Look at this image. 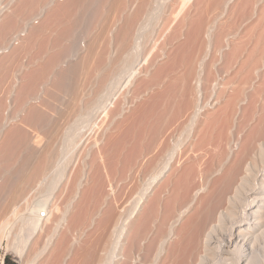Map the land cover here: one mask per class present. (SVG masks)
Masks as SVG:
<instances>
[{"label":"bare ground","instance_id":"1","mask_svg":"<svg viewBox=\"0 0 264 264\" xmlns=\"http://www.w3.org/2000/svg\"><path fill=\"white\" fill-rule=\"evenodd\" d=\"M140 1L137 11L134 13H125L124 20L117 27H115V23L106 24L104 29L100 32L101 37H99L97 33L93 34L87 45L76 52V54H78V59H76L74 63L71 61L67 68V65L64 69L61 67V70H59L56 75L57 78L55 81L60 89L57 88V90H55V88L54 92L51 91L50 93L54 95L57 92L59 93V91L60 94L61 91L62 94L63 91L67 92L69 97H67V101L63 106L60 105V107L58 105V109L52 108L56 107L59 100V98H57V103L54 102V100H56L55 95L53 96L55 99H52L55 103H53V105L55 106L50 104L52 102L43 103L40 101L42 102L40 105H35L32 102L30 103L32 100H27L25 96H27V94L29 96L30 93H32L33 87L35 86L34 82L31 83L26 90L27 92L24 94L23 99L26 100L17 99L21 101L19 103L21 106L19 107L20 109L18 110L17 116L20 114L19 111L21 112L23 110L25 112L24 114L21 112L22 115L20 114L22 117L20 125H13L10 131H8L9 133L7 132L8 136L5 135L6 139L3 141V145L1 144L0 156L8 157V159L5 160L7 165L19 162L18 171L21 176L18 175L19 178L17 183L15 182L14 184L13 182H9L13 183V185H8V179L7 176H5L7 181L0 184V197L3 194L11 192V202H8V205L11 207H13V202L15 200L25 197V193L29 191L35 183L37 184L42 177L48 174L49 170L59 166V164L55 165L56 160H58L60 156L58 155L60 149L57 147L59 146V138H66L68 141L67 143L69 144L70 142L71 145H73L72 142H75L74 138L76 139V136H78L80 128L82 127L81 129H83V126L80 127V124L82 125L85 123L87 133L92 131L91 133L93 134L90 136L92 138L91 140L89 138L86 139L90 140V142L88 141L89 145L86 143V145H84L86 147L88 146L87 149H84L87 151V159L85 158L84 161V157H81L83 166L80 164L82 166H79L80 172L77 169V174L80 173L78 178L80 179V177L83 176L81 174L86 173V176L89 177L88 180H96V178L94 179L91 177H97L95 172H99V165H103L106 160H116L117 163L116 161H112L113 163L110 162L112 163L111 168L109 167V162L106 161L107 164L103 166H108L109 164V168H104L114 170L112 167H116L119 164L120 177L118 179L125 182V180L129 178L130 181L131 177H128L131 175L130 172H140L137 165L140 167L148 159L146 163H149L150 169H146L145 166H143L147 171L149 170L150 175L148 174L147 176L145 170H142L143 172L141 171L143 173L142 177L146 174L145 176L149 178L146 180L144 179V190L140 193V198L137 197V204H141V206L144 205V208L141 207L142 212L140 208L139 213L141 212V214L137 213L138 218H133L135 220L131 218L132 221L128 222L126 221L128 218L126 214L128 212L127 207L130 208L131 206H126V209L123 208V210L127 211L126 213L123 212L122 208H115L113 204V206L111 205V209L109 207L110 204L105 203L107 194L102 195L98 201L94 199L95 202L97 201L98 205L96 204V206H94L95 209L90 210V214H88L89 212L85 208V212H87L89 216L82 215L85 214V212L80 213L79 209L71 214L73 211L72 208L68 207L60 211L57 205H53L52 208L48 209L47 217L41 219L38 217V209L33 207L31 209L32 215L30 218L32 233L30 232L28 239L31 238L35 230H37V234H39L37 235L35 233L33 237L35 239H33L34 243H37L38 240L43 237L42 233L45 235L43 241L46 236L57 234L56 236L59 237V239H57L59 241H57L58 248L62 258L61 264H264V91L259 88L253 89V92L249 95L250 101L248 102V106L244 108V113L248 114L238 120L234 118V115L237 113V110L240 109L238 100L243 92L240 91L237 97L225 99L223 109L220 112V116L224 117L222 119L223 124L221 121L220 123L222 124L221 126L227 129L226 136L225 134L217 135L218 137L215 135L213 138H220V140L221 137L219 136H224L223 140H221L222 143L219 140L220 144L217 145L218 143H215L216 146H213L214 141L211 140L213 144H211L209 148L205 147L207 146L205 144L207 140L213 139L209 138V131L214 128H212L214 123H219L218 119L221 120V118H217L218 116L216 118L212 117L208 112H204L205 110L200 109L202 104L200 103L199 88L196 83L199 81L202 73L205 72L204 65L206 59H208L207 57L213 51L215 53L217 51L220 52L222 49L220 45L222 42L220 41L229 43L233 40L232 38L236 32L234 35V32L230 31V29L222 30L221 34L218 32L219 41L216 40V37L215 44L213 43V45L212 41H214V37L212 39L211 36H209L210 32L203 30V28L196 29L195 32L197 33L194 35H190V33L182 37L184 24L180 23L179 26L174 28L173 31L171 30V33L169 32L170 34L165 35L159 42H157V38L147 41V47L155 51H153L154 53L152 52V55L150 54L151 58L149 57V59L146 60V64L140 65L141 62L138 59L139 53L137 52L139 41L134 37L137 31L136 26H138V17L143 11L145 12V9H147L149 5H158L159 0ZM209 1L206 0L207 3ZM219 1L222 3L224 2V5L227 6L232 0ZM261 1L264 2V0H237V2L233 3V13L236 14L235 18L236 21L238 20V24L248 19L250 17V11L252 10L251 7L254 9ZM56 2L57 0H10L8 4L6 3L7 5L3 7H1V5L0 46H2V48H0V55L3 52H7V50L4 49L16 48L19 42L24 40V37L29 33L30 28H33L35 25L36 29L33 30L32 34L29 33L31 35H29L30 38L27 39V44H25L26 47L37 40L39 35L40 38L43 32L47 33L50 28H52V31L53 28L56 30L58 28L59 34H56V30H54L56 32L53 31L54 34L57 35L54 40L56 41V43H54V45L56 44V47H54L55 51L51 54L49 52H51L52 49H48L50 50L48 52L49 58L46 56L47 60H45L44 66L40 72L41 77L50 75L49 73L54 71L55 67L63 62H61L62 59L64 60L65 58L66 60L67 53L71 54V52L76 49L73 41L75 40V34L78 33L77 30H79V25L86 20V16L89 13H95V17L101 18V10H98L100 6L103 10L107 8L108 12L112 14L124 12L123 0H65L67 4L61 9L54 7ZM189 2H191V0H179L178 5L180 8L178 9V14L187 7ZM202 3L203 5L206 4L204 2H201V4ZM98 4L100 5L98 6ZM196 5L198 6V4ZM196 5L194 8H197ZM52 8L58 9L52 11ZM48 10L52 11L51 15L47 13L48 16L50 15L49 19L47 21H45L46 19L41 21L42 17L39 18V16H43L42 13L45 14ZM185 10V14L189 15L190 9H188V11L186 10L187 12ZM258 10H261V14L264 13V4ZM34 11L36 13L33 14L34 16L30 17ZM228 11L230 12V10ZM183 16L185 15L183 14ZM44 17L46 18L47 16L44 15ZM185 17L183 18L186 20ZM39 20L43 25L39 23ZM185 20H182V23L185 22ZM234 20L233 22H235ZM38 23L42 26L37 28ZM84 23H86V21ZM20 24H22V26H20ZM232 25L233 24H231V26ZM19 26L21 28L18 30L17 28ZM197 26H201V24ZM229 28L231 27L229 26ZM15 30H17V32ZM111 30L114 31V35L106 39L105 36L109 35ZM13 31H15V34L12 35ZM7 38H9L8 42H6ZM14 40H17V44L15 45L12 44ZM242 40L244 43V39ZM5 42L7 43V46L5 45L6 47L2 45ZM231 42L233 43V41ZM241 42H237L238 45ZM229 46L231 45L229 44ZM24 48L22 45V49ZM150 49H148V51ZM239 49L240 48H238L237 51L234 49V51H236L235 53L239 52ZM17 51H20V48ZM22 52H24V50ZM229 52H231V50ZM4 53L3 55L5 57L6 55ZM15 53L16 52H14V54ZM235 53L232 52V55H235ZM16 56L18 57V55ZM6 58L1 62L0 66V88L6 84L8 79L7 70L4 71V69H2V63L5 67L4 63L7 64V61H10V59L6 60ZM214 62L216 61L210 62L212 66ZM262 63H264V43L263 45L260 43L257 56L254 63L251 65L252 70L258 71ZM230 64L229 61V65ZM11 65L12 64H8V66ZM138 66L139 68L137 69ZM173 70L179 71V76L177 78L175 77V79L169 77L170 72ZM210 74L212 73L210 72ZM176 86H178L177 89L179 91L188 94L186 99H180V101L175 99L173 92ZM121 88L124 99H117L112 102L113 93L116 94ZM50 89L52 90V88ZM115 89H117V92ZM1 90L4 91L5 89ZM8 92L9 90L6 95H9L11 90L9 94ZM148 94H151L152 96L150 97L152 98L159 97L157 103L161 108H164L163 110L166 111L170 110V112L175 111L183 118L186 125L185 128H188L189 133L191 130L193 131V138L191 141L190 138L188 140L186 138L188 142L190 141L187 146L185 145L187 148L184 146L186 149L176 157L175 153L179 152L177 151L179 143L174 142L171 144L170 141V144H167L168 140H166V143L163 144L162 140L167 138H164L165 134H167V130H165V132L163 131L165 134L162 138V130L156 131L155 129L154 123L158 118H154V111L160 107L157 105V108L152 106L155 105L154 103L156 101L151 105L153 110L155 107L154 111L150 106L148 109L145 108L147 107L146 104L149 103L148 98V103L146 102L145 107H142L145 102H141L143 103L141 106L137 105L139 109L136 107L137 109L134 108L135 111H131V114L130 112L129 114L127 113L128 115L125 114V108L127 107L125 103L126 99L130 100L129 98H131L133 100L135 97H146ZM3 95L5 94L3 93ZM6 95L5 97L7 98L8 96ZM111 95L113 96L110 98ZM128 96L129 98H127ZM28 98L31 99V96ZM64 98H62V100H65ZM160 98L163 100H160ZM259 98L262 100V114L256 118L255 114H257L256 108ZM1 99L4 100L3 98H0V100ZM106 100H108L107 104L105 103ZM5 102L6 101H4V103ZM0 104L2 106L4 105L3 102ZM10 104L11 102L9 105ZM148 105H150V103ZM16 106L18 107V104ZM5 107L8 108V105ZM150 108L153 113L151 110L149 112ZM146 111L148 112L146 113ZM6 114L8 117V113H4V116ZM122 114H125L126 117L121 118ZM11 116L12 115H10V118ZM5 117H3L2 120L0 119V132L4 127L8 126H5L8 123L6 120V122L4 121V119L7 118ZM98 118L99 120L97 121ZM174 119H177V117L173 118L172 124L175 123ZM162 120L163 117L159 122L165 125L167 119H165L166 121L163 120L164 122H162ZM159 122L156 123L160 125ZM171 122L172 121H168L167 123ZM177 125L180 127L182 126L180 123ZM28 126L39 127V130H41L42 127L45 128L44 131H48L46 139L44 137L45 141L42 140L43 137L37 135L38 132L40 134L41 131H37V134L33 132V134L30 135L24 132L25 129L23 130V127L27 129ZM164 127L165 126H163V128ZM210 127L212 128L211 130ZM232 127H237L240 131H231ZM37 128L35 129L37 130ZM29 129L32 130V128ZM171 131L169 130V133ZM44 133L41 134L44 135ZM60 141V143H62V139ZM146 141H149V143L153 145L152 149L149 151L150 156L148 157L141 154L143 144L147 146L144 143ZM173 141H175V139H173ZM159 143L160 145H158ZM56 144L58 145L56 146ZM70 147L73 148V146ZM78 147L80 148L81 146L79 145ZM64 150H66V148ZM79 150H81V148ZM84 150L80 152L83 153ZM21 153L25 155L23 156L24 158L21 156ZM19 154L23 159L21 158V160H19ZM145 157L147 158L145 159ZM5 161L3 162L5 163ZM84 167H88L92 172L95 171L94 174H92L95 176H91L90 173L92 172L89 173L90 176L89 174L87 175V172L90 171L88 168V171L86 170L87 172H81ZM104 168L101 167L99 170ZM112 170L110 172V177H112L111 175L116 177V169L114 170V174H111L114 172ZM108 172L105 170V174ZM77 174L75 176H77ZM11 175L14 176L12 172ZM11 175L8 176L11 178ZM119 175L117 174V177ZM125 176H127L126 179L122 178ZM142 177L140 178L142 179ZM76 178L77 177H75V179ZM84 178L85 174L83 179ZM76 180L74 183L77 184ZM133 180L132 178V181ZM129 181L127 180L126 182L129 183ZM135 181L136 180L132 183L134 184ZM142 181L143 179L141 182ZM79 182L81 181H78V185L80 184ZM115 183H119V180H115ZM154 183L156 184L154 185ZM76 184H74V188L77 190ZM139 184L141 183L139 182ZM139 184L136 183V185ZM152 184L159 188L157 187V192L154 190V193L152 192L153 195H150L149 185ZM101 186L96 187L100 188ZM116 188L117 187L114 189ZM129 188L131 187L128 186V189ZM135 188L134 191L138 192L136 191L138 189ZM90 190L91 188L88 191ZM85 191L83 197L87 195V191ZM117 193L120 196L121 193L119 191ZM75 194H77V192ZM92 195L95 196V194ZM127 195L120 199L125 198L123 201H127ZM147 195L153 197H149L148 199L146 198ZM131 196H133V194ZM168 196H170V198L166 200L165 197ZM86 197H88V195ZM115 197L117 196L115 195ZM80 198L82 200V196ZM164 199L167 202L165 205L162 203L165 201ZM81 200L80 202H83ZM3 202L4 201H2V204ZM104 203L106 207L103 208L105 209L108 207L107 209H109V211L103 214L101 218L102 213L100 214V210H102L101 207ZM6 204L3 206L4 209L8 206ZM107 204L109 205L107 206ZM83 206L86 205L84 204ZM138 206L140 207V205ZM72 207L75 208V205ZM9 208L6 209V211L10 210ZM45 208L47 209V207ZM83 209L84 207L82 210ZM11 211L12 214L15 215V210L11 209ZM91 211L93 212L91 213ZM54 213L56 222L55 224L53 222V232L50 226L48 229H50L49 231L52 233L46 231L48 233L46 234L44 226ZM9 214L11 215L10 212ZM6 216H4L3 219L1 218L0 221V251L2 248V241L9 238L10 227L12 225L11 216L10 218ZM123 217L127 218L122 220ZM68 220L70 221L68 222ZM73 228H76L79 233L77 231L78 234H75L76 230L74 229V231ZM90 228L91 230H89ZM88 230L89 235L87 236ZM83 233L86 237H83ZM68 235L70 237H68ZM83 238H85V240Z\"/></svg>","mask_w":264,"mask_h":264},{"label":"rangeland","instance_id":"2","mask_svg":"<svg viewBox=\"0 0 264 264\" xmlns=\"http://www.w3.org/2000/svg\"><path fill=\"white\" fill-rule=\"evenodd\" d=\"M9 1L10 0H0V6L2 5L1 7H3L4 5H7L9 3ZM139 1L140 0H123V6H124V12L123 13L112 14V13L108 12L107 8L105 10L101 9V6L98 7L100 9L97 8L98 10H101L100 11L102 13V17L101 18L95 17V13H89L86 16V20H84L83 23L81 25H79V28H78L79 30H77L78 33L75 34V40H73V41H74L76 49H74L73 52H71V54L67 53L66 60H65V58H64V60L62 59L61 62L62 61L63 62L62 63L60 62L61 64L57 65L55 67L54 71L49 73L50 75H44L43 77H41L40 72H41V69L44 66L45 60H47L46 56H47V58H49L48 57L49 53L52 54V52L55 51L54 47H56V44L54 45V43H56V41H54V40L56 39V37H55V36H57L56 34H59L58 33V31H59L58 28H57V30L55 28H53V31L54 30L57 31L56 34H54V32H56V31L53 32L52 28H50L47 31V33L43 32L41 34V37L39 38V36H40L39 35L37 37L38 39L36 38L37 40H35L31 45H28L27 46L28 48H27L25 44H27V41H28L27 39L30 38L29 35H31L33 30L36 29V25H35V26H33V28L31 27L32 30L30 28L29 33H31V34H29V33L27 34V32H26V34H27L25 36L26 38L24 37V40H21L19 42V44L17 45L18 47L16 46V48L13 47L11 49H4V50H7V52L6 53L3 52L6 55L5 57H4L3 53L0 55V66H1V62L3 60H5L6 57H8V58H6V60L10 59V61L8 60L7 64L4 63L5 67H4V65L2 63V69H4V71L7 70L6 72H8L7 73L8 79H7L6 84L3 85V87L4 86L5 87L4 88L3 87L0 88V90L1 89H5L4 91L3 90L0 91V98L4 99V100L1 99L0 103L3 102V104L5 106L8 105V108L5 107L4 105L2 106L0 104V119L2 120V118L5 117V116L7 117V114L4 116V113H8V117L9 118L5 117L6 119H4V121L6 120L8 122L5 126H7V125L8 126L4 127V129L0 132V148H1V144L3 145V143H4L3 141H5L6 136H8L7 134L9 133L8 131H10V128H12L13 125H20V123H21L20 121H22L21 120L22 117L20 116V114H21V112H23V114H24L25 111H23V110L21 112L19 111L20 114L17 116L18 110L20 109L19 107L21 106V105H19V103L21 101H18V100H20V99L21 100H26V99L28 100L29 99V101L32 100V101H30V103L32 102L35 105H40L42 102L43 103L44 102L45 103L46 102H48V103L52 102L50 104H52V106H55V105H53V103L54 102L57 103V100H58L57 98H59L58 103L56 104V107H52V108L58 109L60 105L63 106V104H65V102L67 101V97H69L68 93L63 91V94H62V91H61V94H60V91H59V93L58 92L56 93V91H55L56 94L53 93L56 96V100H54V102H53L52 99H55V97H53L54 95H52L50 93L51 91L54 92L55 88H56L55 90H57V88H59L56 85L55 81H56V78H57L56 75L59 72V70H61V67H63L62 69H64L65 66L67 65L66 66V68H67L68 64L70 65L71 61H73V63H74L76 61V59H78V54H76V52L78 50L80 51V49H83L87 45V43L89 42V39L93 36V34L97 33V35L99 37H101V33L100 32L104 29L106 24L115 23L116 24L115 27H117L124 20V17L126 15L125 13H127V12H133L134 13L135 11H137L138 5H139ZM199 1H196V0L192 1L191 0V2H189L188 5H187L188 8L185 7V9L187 11H188V9H190L189 10V15L185 14V12H184L185 9L182 10L181 13L178 14V9L180 8L179 5H178L179 4V0H159L158 5H155V4L149 5L148 8L145 9V12L143 11L142 14L138 17V21H137V23H138L137 25L138 26H136L137 31L134 34V37H136V39L139 41V48H138L137 52L139 53L138 59L141 62L140 65H142V64H146V60L149 59V57L151 58L152 52L155 51V50L152 51L150 49V47L149 48L147 47V41L150 40V39H153V38L154 39L157 38L158 39L157 42H159L160 40H162L163 37H165V35H169L171 33V30L173 31L174 28L179 26L180 23L184 24L183 25L184 29H183V32H182L183 33L182 37L187 36L190 33H191L190 35H192V34L194 35V34L197 33V32H195L196 29L203 28V30L210 32L209 36H211L212 39L214 37V41H212V44L216 40H218V36H219V34H221L222 30L230 29V31L234 32L233 35L236 32V34L232 38L233 40H231V41H233V43L231 41L229 43H226L224 41H220V42H222V44H220L222 46L221 51L220 52L217 51L216 53L213 51L207 57L209 60L206 59V62H205V65H204L205 72L202 73V75L200 76L199 81H197V83H196L198 85V88H199L200 103L202 104L201 105L202 107L200 109L205 110L204 112H208L210 115H212V117L216 118L218 116L217 118H221V120L218 119L219 123L217 121H216L217 123H214V125L212 126V128L214 127L213 129L210 127V130L211 129L212 130L209 131L210 134H208V135H209V138H213V137H215V135H216V137H218L217 135H223V134H225V136H226V133H227V129L224 126H221L223 124L222 119L224 117L220 116V112L223 109L225 99L232 98V97H237L239 95L240 91L243 92V94H241V96H240V98L238 100L240 109H238L237 113L234 115V118L238 120V119H241L244 115L248 114V113H244L245 112L244 108L248 106V102L250 101L249 95L253 92V89L259 88V89L264 91V86H263L264 85V63H262V66L258 68V71H253L252 68H251V65L254 63V60H255V58L257 56V52L259 51L260 43H261V45H263V43H264V13L261 14V10H258L261 6H263L264 2L263 1L259 2V4L254 9H253V7H251L252 10L250 11V17L248 19H245L244 21H241V22L239 21L240 23L238 24V20L236 21V18H235L236 14L233 13L234 12L233 11V3L237 2V0H235V1L232 0L230 2V4H228L227 6L224 5V2L222 3L219 0H210V1L208 0L209 1L208 3L206 2V0L205 1L199 0ZM196 2H199L200 5H199V3H196ZM201 2H204L206 4L203 5V3L201 4ZM262 2H263V4H262ZM55 4L57 6L55 5L54 7H58L59 9H61V8L65 7L67 2L65 3V0L64 1H58L57 0V2ZM196 4H198V6ZM99 5L100 4H98V6ZM195 5L197 6V8L196 7L194 8ZM234 7H235V5H234ZM58 8H54V9L52 8V11H55ZM228 10H230V12H232V13H230ZM35 11L32 12V15L30 17L34 16L33 14L36 13ZM52 11L48 10L47 12H45V14L42 13L43 16H41V15L39 16V18L42 17L41 21H44L45 19H46L45 21H47L49 19V16L51 15ZM47 13L50 14V15L48 16ZM91 14H93V15H91ZM183 14L185 16L186 15L187 16L185 17V16H183ZM44 15L47 16L48 18L47 17L45 18ZM182 16L185 17L186 20ZM87 17H88V19H87ZM181 18H183V19H181ZM0 20H1V18H0ZM182 20H185V22L182 23ZM233 20L236 23L233 22ZM41 21L39 23H41ZM85 21H86V23H84ZM39 23L37 24V28L41 27L43 25L42 23H41L42 25L39 24ZM200 24H201V26H197V25H200ZM231 24H233L234 26L232 25L233 26L232 27ZM20 26H22V24H20ZM20 26L17 28L18 30L21 28ZM229 26L231 28H229ZM55 27H57V26H55ZM15 31L17 32V30H15ZM15 31H13L12 35L15 34ZM49 31H52L53 33L49 32ZM218 32H219V34H218ZM113 35H114V31L111 30L109 35H106L105 38L107 39L108 37L113 36ZM216 37H217V39H216ZM240 37H241V39H240ZM9 38H7L6 42H8ZM242 39H244V43H243ZM237 42L238 43L241 42L242 44L240 43L238 45ZM5 43L2 44V45L3 46H5V45L7 46V43L6 44ZM229 44L231 46H229ZM22 45H23V48L25 46L24 49H22ZM29 46H30V48H29ZM237 47L241 49V50L239 49V52H237L238 54L235 53L238 50ZM0 48H2V46H0ZM19 48H20V51H17V50H19ZM49 48H50V50L52 49L51 52H49L50 51V50H48ZM228 48H230V49H228ZM15 49H17V50H15ZM148 49H150V50L148 51ZM234 49L236 51H234ZM11 50H13V51H11ZM23 50H24V52H22ZM230 50H231V52H229ZM44 51H45V53H44ZM14 52H16V53L19 52V53H17V54L15 53L14 54ZM232 52L235 53V55L233 54L235 58L233 57ZM217 53H218V55H217ZM41 54H43V55H41ZM16 55H18V57ZM40 55H41V57H40ZM225 55L228 56V57H226ZM212 59H215V60H212ZM212 61H216V62L213 63V66L211 65L212 63H210ZM229 61L231 63L230 65H229ZM8 64H12V65L8 66ZM57 68H58V70H57ZM138 68H139V66L137 67V69ZM177 71L173 70L172 72H170L169 77L172 78V79H175V77L177 78L179 76V71L178 72ZM53 72H54V75H53ZM207 72H208V75H207ZM210 72L212 74H210ZM209 75H210V78H209ZM8 80H10V81H8ZM211 80L214 81V82H212ZM33 82H34L35 86L33 87V90L31 89L32 93H30L31 90L29 92L30 93L29 96H31V99L28 98L29 97L28 94H27V96H25V98L26 97L27 98L23 99L25 92H27L26 90L28 89V87ZM48 86H49V89L52 88V90L51 89L49 90ZM177 87L178 86H176L175 91L173 92V95H174L175 99H177V101H180V99H182V100L186 99L188 97V94L182 93L181 91H179L177 89ZM8 90H9V92L11 90V92H10V94L8 92L9 95H6ZM115 90L117 92V89H115ZM3 93L6 96H8L7 98H9V99H7L5 97V95H3ZM37 93H39V94H37ZM48 93H50V94H48ZM33 94H34V96H33ZM113 95L110 96V98L113 96L112 102H114L117 99H120V100L124 99L122 88L120 89V91L118 90V92L116 94L113 93ZM21 96H22V98H21ZM64 96H65V98H64ZM148 96H146V97L144 96V97H141V98L140 97L139 98L138 97H135V98L133 97L134 98L133 100L131 98H129V96H128L127 98H129L130 100L126 99V101H125L126 106H127L125 108V114H127V113L129 114V112L131 114V111H133V110L135 111V109H137V108L139 109L138 106H141L143 104L141 102H145L144 105H142V107L143 106L145 107L147 105V107H145L147 109L149 108V106L152 108V110H153L152 106H155L156 108H157V106H160L157 103L159 101V97L158 98L157 97L152 98V97H150V96H152L151 94H148ZM38 97H40V98H38ZM62 98H64L65 100H62ZM148 98H149V100H148ZM247 99H248V101H247ZM8 100H9V102H8ZM147 100L149 101L150 105H148L149 103L147 102ZM160 100H163V99L160 98ZM258 100L259 101H257V108H256V111H257L256 113L257 114H255L256 118H258V116L262 114L261 113L262 112V110H261L262 109V102H261L262 100L260 98ZM4 101H6V102L4 103ZM40 101H42V102H40ZM107 101L108 100H106V102H105L106 104L108 103ZM10 102H11V104L9 105ZM146 102L148 104H146ZM153 102H155L154 103L155 105H152ZM6 103H8V104H6ZM15 104L16 105L18 104V107ZM155 107H154V110H155ZM4 108H6V109H4ZM151 108L149 109V112H150ZM160 108H161V106L157 108L158 110L157 109H156V111L153 110L155 112L154 113V118H158V120L156 119V122H159L162 119V117H163L164 121H166L165 119H167V122L168 121L169 122L172 121V122L171 123H167L166 122L167 125L166 124L163 125V123H161V122H159L160 123V125H159V124H157L155 122L154 126H155L156 131L157 130H160V131L162 130V134L163 135L160 134V135H162V138H163V136L165 134V133H163V131L164 132H165V130L168 131V132L166 131L167 134H165V136H164V138L165 137H167V138L165 140H162L163 144L166 143V140H168L167 144H170V143L173 144L174 142H178L179 143V147L177 149V151H179V152L176 151L177 152V153H175V157H176L183 150H185L187 148L186 146L188 145V143L193 138V131L191 130V132L189 133L188 128L187 129L185 128L186 125H185V123L183 121V118L181 116H179L175 111L174 112L173 111L170 112V110L166 111V110H163L164 108L163 109L161 108L164 111V113H163V111ZM152 110H151V112H152ZM147 112L148 111H146V113ZM14 113H16V114H14ZM9 114L12 115L11 118H10ZM124 115L122 114L121 118H123V117L125 118L126 115L125 116ZM100 116H99V118H100ZM174 117L175 118L177 117V119H174L175 120L174 121L175 125L172 124ZM99 118L97 119V121L99 120ZM16 119L18 120V122H17ZM12 120L15 121V122H13ZM163 120H162V122H164ZM220 121H221L222 124L220 123ZM12 123H15V124H12ZM179 123L182 125L181 127L177 125ZM183 124H184V127H183ZM85 125H86L85 123H83L82 125L80 124V127L83 126V129H81L82 127L80 128V130L78 132L79 134H78V136H76V139L78 137L79 138L77 140L74 138L75 142H72V140H71L73 145H71L70 142H69V144H70L69 145L67 143L68 141L66 140V138H63V137L59 138L60 140L62 139V143H60L61 141L59 140L58 141L59 142V146H57L58 144H56V146L60 149V150L59 149L58 150L61 152V154H60V152L58 153V155H60V156H59V159L56 160V162H55L56 163L55 165L59 164V166L55 167V169L57 168L56 170L55 169H51L52 171L49 170L48 174H46L47 176L45 175L44 177H42V179L39 180V182H37V184L35 183V185L31 189H29V191H27L25 193V197L20 198L19 200H15L13 202L14 203L13 207L8 205L11 202V199H10L11 198V192H8L7 194H3L0 197L1 198L0 199V205H1L0 208L2 207L0 209V214H1L0 215V221H1V218L3 219L4 216H6V215H7L6 216L7 218H10V216H11L10 219L12 220V225L10 227L9 238L8 239H4L2 241V248H1V251H0V263L1 264H4V259H5L6 256L9 257L10 260L12 262H14L15 264H61L62 258H61L60 250L58 248V242L59 241L57 239H59V237L56 236L57 234H50V235L46 236L44 238V241H43V237L45 235H44V233H42L43 237H41V239H39L37 243H34L33 241L35 239L33 237H34L35 233L37 234V230H35V232H33L32 236H31V238L28 239V236H29L30 232L32 231L30 218H31V215H32L31 214V209L33 207H36L38 209V212H39V210H41V208L47 207V211H48V209L52 208L53 205H57L58 208L60 209V211L64 210V208L66 209V208L69 207V208L73 209L71 214H73L78 209H79L80 213H82V212L84 213L87 210L89 212L88 214H90V210L91 209L92 210L95 209L94 206H96L97 201L100 199V197L102 195H106L107 194V200H106L105 203H109L110 204V206H109L110 208L113 205H115V208H122V210H123V208L126 209L125 208L126 206H129V207L131 206L130 208L127 207V211L128 212L126 210H123V212L124 213L127 212L126 214L128 215L127 216L128 218L125 217V218H127L126 221L131 222L132 220H135L133 218H135V217L138 218L137 213L141 214L142 208H144V205L142 204L143 206H141V204H137V201H138V198H140V193H142L143 190H144V186H145L144 185V183H145L144 179L145 180L148 179L149 177H147V176H148V174L150 175L149 170L148 171L146 170V169H150L149 168V163H146V162H148L147 161L148 159L146 161L144 160L145 163L141 165L142 167L141 166L139 167L137 165L138 170H140V172L142 170L143 171L145 170V172L147 173V176H145L146 174H144L143 177H145V178L142 177V174H143L142 172L143 171L141 172V175H140V172H138V173L136 172L137 173L136 174L135 171L134 172L132 171V172H130L131 175L128 176V177H131L130 178L131 180L129 181V178L127 179L129 181V183H127L126 182L127 180H125L127 176L122 177V178H125V179H123V180H125V182L124 181H120V179H118L120 177V175H119V173H120L119 172V168L120 167H119V164L118 165L116 164L117 163L116 160H114V161H116V163H114V164H116L118 167L116 166V167H112V168L114 170L116 169L115 171H116V173L119 176L117 177V174L115 173V171L111 169L112 171H114L111 174L115 173L116 177H114V175H111L114 179L112 177H110L111 170H109L107 168H104V167H108L109 164H110L109 167L111 168V165L114 162L112 159L111 160L113 162L110 161V160H108V161L106 160L107 162H109L108 166L107 165L103 166V165L107 164L106 161H105V163H103V165L102 164H101V166L99 165V168L102 167L104 169L99 170V168H98V171L100 172V173L97 172L98 174L95 171L92 172L88 167L87 168L90 171H88V169L86 167H84L85 169L82 168L81 172H83V171L87 172L88 171L87 175L90 172H92V173H90L91 176H95V175H92L95 172L97 177L99 175V177H98L99 179L97 177H91V178H94V179L96 178V180H92V179L88 180L89 177L86 176V173H84V172L83 173L85 174V178L83 179L84 174H81L83 176H81V177L79 176L80 177V179H79L78 175L80 173L77 174V172H78V170L80 172L79 166L80 167L83 166L82 158L84 157L83 158L84 161H85V158L87 159V151L84 150V149H87L88 146L86 147L84 145H86V144L89 145V142L92 139L90 136L93 134V133H91L92 131L90 132L91 134L87 133V128L85 129ZM170 125H171V127H170ZM163 126H165V127L163 128ZM33 127L34 126H32V127L28 126L27 129H26V127H23V130L24 129L27 130L28 132L25 131V130H24V132L28 133V135L33 134V132H35L34 134H37V131H41L40 134L38 132L37 135H40L41 137H43V139L40 136H38V137L41 138L42 140H44V137L46 139V137L48 136V135H46L48 131H44L45 128L42 127V129L39 130L40 129L39 127H38L39 129L37 127H34V128ZM29 128H32V130L29 129ZM35 128H37V130ZM169 130L170 131L172 130V131L169 133ZM231 131L238 132V131H240V129H238L237 127H232ZM29 132H31V133H29ZM41 133H44V135H42ZM210 135H213V136H210ZM219 137H221V140H223L224 136H219ZM87 138H89L90 140L89 139L86 140ZM186 138H187V140L190 138V141L188 142L186 140ZM173 139H175V141H173ZM211 140L214 141V144H213V141H211ZM219 140H220V138L208 139L207 142L205 143L207 146H205V147L209 148L211 146V144H213V146H216L215 143H218L217 145H219L220 141H221V140L220 141ZM215 141H217V142H215ZM144 143L147 146H144V144H143V148L141 149L142 150L141 154L142 155L144 154V156L148 157V156H150L149 151L152 149L153 145H151L152 143H149V141H146ZM221 143H222V141H221ZM74 144H75V146H74ZM77 144H78V146L79 145L81 146L80 147L81 150H79L80 148L77 146ZM205 144H202V145H205ZM158 145H160V143ZM67 146H68V148H67ZM70 146H73V148L70 147ZM65 148H66V150H64ZM156 149H157V147H156ZM78 150H79V152H78ZM82 150H84L83 153L80 152ZM210 150H211V148H210ZM85 151H86V155H85ZM23 153H24V151H23ZM23 153H21L22 157L25 156V155H23ZM80 154H82V155H80ZM58 155H57V158H58ZM66 155H67V157H66ZM22 157H20V154L18 155L19 160H21ZM147 157H145V159ZM6 159H8L7 156H0V184L5 183L7 181V179H8L7 183L13 182L15 184V182L17 183V181H18V178H19L18 175L21 176V174L18 171L19 162L15 163V164L12 163L11 165L10 164L7 165V162L5 161ZM3 161H5V163ZM110 162H112V163H110ZM2 163H3V165H2ZM75 163H78V164H75ZM137 164H139V163H137ZM143 165L145 166L146 169L144 168ZM139 168H142V169H139ZM9 170H11V171H9ZM105 170H106V172H108V170H109V172L106 173L107 176L109 174L108 177L105 174ZM11 172H12V174L14 176L11 175ZM1 173H3V174H1ZM133 173H135L136 175L133 174ZM15 174H17V175H15ZM76 174H77V176H75ZM90 174H89V176H90ZM8 175H11V178ZM137 175H138V178L136 179ZM5 176H7V179H6ZM75 177H77L81 181V182H79L80 183L79 185H78V181L79 180L77 178H76L77 179L76 180ZM86 177H87V179H86ZM140 177H142V179H143L142 182H141L142 179ZM122 178H121V180H122ZM132 178L134 180H136L135 183H134L135 185L132 183V182H134V180L132 181ZM74 179L76 180L77 184L74 183L75 182ZM85 179H86V181H85ZM99 180H101V181H99ZM115 180H119V183L116 184ZM108 181H109V183H108ZM138 181L141 184H139ZM50 182H51L52 185L50 184ZM102 182H103V184H102ZM13 183H9L8 185H10V184L13 185ZM90 183H91V185H90ZM130 183H132L135 187H139L140 185L141 186L139 188H135ZM136 183L139 184V185H136ZM74 184H76L75 186L77 187V190H76V188H74ZM142 184H143V186H142ZM155 184L156 183H154V185ZM127 185L129 187H131V188H129L131 190L128 189ZM154 185L153 184L149 185V187H150L149 188L150 195L151 194L153 195L154 190H156V192L158 190V189H156L158 186L155 187ZM158 185H160V184H158ZM96 186H98V187L101 186L102 188L101 187L97 188ZM119 186H120V188H119ZM88 187L91 188L90 191H88L90 189ZM115 187H117V188L114 189ZM124 188H125L126 191L124 190ZM134 188L138 189V190H136L138 192H135ZM78 189H80V190H78ZM81 190H84V191L86 190L87 191L88 197L90 196L89 199H88V197H86L87 195L86 196L84 195V197H83L84 191H81ZM118 191L122 194V196H121L120 193H119L120 196L118 195V193H117ZM131 191H132L133 196H131L132 195ZM76 192H77V194H75ZM129 192H130V195H129ZM124 193L126 195L128 194L126 200L128 199L130 202L128 200H127L128 202L127 201H123L125 198L124 199H120L121 197L123 198L124 196H126ZM92 194H95V196H93ZM123 194H124V196H123ZM115 195L117 197H115ZM150 195H147L146 198L149 199V197H153V196H150ZM81 196H82V200L80 198ZM24 198H26V199H24ZM167 198L169 199L170 196L165 197L166 200H168ZM79 199L81 201H83V202H80ZM94 199L97 200V201L95 202ZM151 199H153V198H151ZM89 200H90L91 203L95 202V203H92L94 205H92L89 202ZM121 200L124 202V204H123V202ZM166 200L162 202L163 205H165V203H167ZM2 201H4L5 203L3 202V204H2ZM83 203L86 206H83L84 205ZM105 203L101 207L102 210H100V214L102 213L101 218L103 217V214H105L107 211H109V209H107L108 207L105 208V209L103 208V207H106ZM4 204L8 205L10 208L5 205L6 207L4 209V207H3ZM80 204L84 207V209H83L84 211L82 210L83 207ZM109 204H107V206ZM74 205H75V208L72 207ZM138 205H140V207ZM76 207H78V208H76ZM8 208L10 210L6 211V209H8ZM85 208H86V210H85ZM140 208H141V212L139 213ZM11 209L15 210V215L12 214ZM9 212L11 213V215L9 214ZM92 212L93 211H91V213ZM3 214H4V216H3ZM88 214H87V212H85V214H82V215H88ZM129 214H130V216H129ZM125 218L123 217L122 220L125 219ZM131 218H132V220H131ZM129 219H130V221H129ZM69 221L70 220H68V222ZM53 222H54V224L56 222L55 213L53 214L51 219L48 221V223L44 226L45 227L44 228L45 232L46 231L48 232L50 230V229H48L50 226H51V231L53 232V230H52V229H54V228H52V226L54 225ZM76 228H73V230L75 229L76 230V231L74 230L75 234H78L79 231ZM89 230H91V228ZM89 230H88V232L86 231L87 234L85 232V234L87 236L89 235L88 234ZM51 231H49V232H51ZM77 231H78V233H77ZM47 232H46V234L49 233V232L48 233ZM71 232H72V230H71ZM84 236L85 235L83 233V237ZM68 237H70V236L68 235ZM83 239L85 240V238H83ZM83 239H82V241H83ZM70 257H71V255H70ZM68 260H69V258H68Z\"/></svg>","mask_w":264,"mask_h":264},{"label":"built area","instance_id":"3","mask_svg":"<svg viewBox=\"0 0 264 264\" xmlns=\"http://www.w3.org/2000/svg\"><path fill=\"white\" fill-rule=\"evenodd\" d=\"M59 1H62V0H59ZM12 44H17V40H14L12 42ZM38 217L41 218V219H45L47 217V209L46 208H41V210H39L38 212Z\"/></svg>","mask_w":264,"mask_h":264},{"label":"trees","instance_id":"4","mask_svg":"<svg viewBox=\"0 0 264 264\" xmlns=\"http://www.w3.org/2000/svg\"><path fill=\"white\" fill-rule=\"evenodd\" d=\"M4 264H15V263L12 262L9 257L6 256L4 259Z\"/></svg>","mask_w":264,"mask_h":264}]
</instances>
